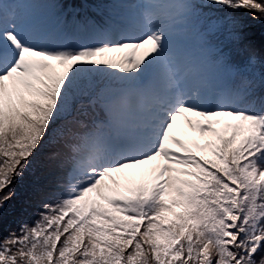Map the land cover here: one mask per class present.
<instances>
[{
	"label": "snow or ice",
	"instance_id": "6c2138e0",
	"mask_svg": "<svg viewBox=\"0 0 264 264\" xmlns=\"http://www.w3.org/2000/svg\"><path fill=\"white\" fill-rule=\"evenodd\" d=\"M57 7L0 3V215L45 140L63 173L0 264H264V0Z\"/></svg>",
	"mask_w": 264,
	"mask_h": 264
},
{
	"label": "rangeland",
	"instance_id": "374dc122",
	"mask_svg": "<svg viewBox=\"0 0 264 264\" xmlns=\"http://www.w3.org/2000/svg\"><path fill=\"white\" fill-rule=\"evenodd\" d=\"M42 3H50L49 0H39ZM113 3V0H96L90 7L93 10H97L99 6L104 9L107 5ZM51 4V3H50ZM59 8V5L57 9ZM56 9V8H55ZM86 10V9H85ZM70 14H74L76 11L75 7L69 8ZM67 11L60 14L62 20L65 21V15ZM56 12V10H55ZM58 12H61L58 11ZM55 15V13L53 12ZM86 19H96L87 17V11H85L83 18L78 19L76 16H72L67 22L71 24L73 21L83 22ZM54 22V19H53ZM89 42V41H81ZM254 43L258 50L264 47V34L260 31H256L254 35ZM259 67V66H258ZM36 155L32 158L30 166L25 170L22 177L17 178L13 183L14 195L12 199L6 205L5 212L0 215V237L6 236L10 231L18 232L20 224L27 222L31 224L36 218H38V211L36 209V203L40 199L38 191L42 188V177L39 176L41 167L36 166ZM36 161V162H35ZM37 175V176H36ZM36 184L35 186H32ZM7 191V190H5Z\"/></svg>",
	"mask_w": 264,
	"mask_h": 264
},
{
	"label": "trees",
	"instance_id": "16d2710c",
	"mask_svg": "<svg viewBox=\"0 0 264 264\" xmlns=\"http://www.w3.org/2000/svg\"><path fill=\"white\" fill-rule=\"evenodd\" d=\"M51 4L56 5L61 4V9L66 10L70 8L71 6H77V8L80 10V8L85 7V2L89 3L94 0H50ZM56 12L60 11V9H54ZM69 14V13H68ZM77 17H82L83 12L77 11L74 13ZM232 55L236 59V61L242 62L245 59L244 53L236 52L235 50H232ZM256 71L259 72L260 68L257 66ZM58 127V126H57ZM53 151V142L51 139L45 140L43 145L38 149L37 155H36V166L41 167V172H39L38 177H42V188L38 191L39 194V200L36 203V209L39 212L41 210V204L43 202H51V193L58 187L60 183L63 182V173L59 170L54 169L49 164V156ZM37 176V175H36ZM36 184L32 185L35 186Z\"/></svg>",
	"mask_w": 264,
	"mask_h": 264
}]
</instances>
